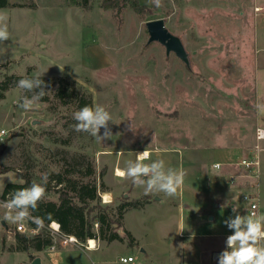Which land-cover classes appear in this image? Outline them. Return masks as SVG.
Masks as SVG:
<instances>
[{
	"label": "rangeland",
	"instance_id": "374dc122",
	"mask_svg": "<svg viewBox=\"0 0 264 264\" xmlns=\"http://www.w3.org/2000/svg\"><path fill=\"white\" fill-rule=\"evenodd\" d=\"M9 1L10 8L0 9L11 34L0 44V82L9 75L38 73L55 82L68 78L113 120L111 139L98 142L74 131L67 107L52 113L41 103L39 110L26 112L17 105L22 90L7 92L0 100V170H7L0 173V195L7 184L23 183L26 172L41 179L47 174L53 187L51 177L61 168L91 161L108 188L100 197L108 194L112 201L104 204L101 197V203L112 207L158 196L187 202L188 192L202 193L212 180L221 179L212 166L226 151L227 160L252 152L264 172V141L256 139L257 128H264V0H162L161 7L140 0L147 8L143 16L129 8L104 9L103 0H92L89 10L72 6L70 0ZM32 3L36 9L29 8ZM160 19L183 42L190 67L174 53L167 56L160 43L148 44L146 23ZM54 136L70 143H54ZM144 150L151 157L145 163L159 158L166 167L185 173L176 196L145 195L142 187L117 176V169L123 170ZM55 191L45 199L57 202ZM135 210L117 228L125 236L129 226L138 238L135 249L126 239L98 242L100 250L88 252V241L63 247L66 238L56 235L54 251L30 254L42 264H124L120 259L125 255L135 259L127 264H188L202 255L195 240L202 226L197 220L189 222L194 218L189 211L181 216L172 210L154 223L142 215L150 211L145 206L142 212ZM213 212L216 223L209 232L221 234L229 216L220 218L219 209ZM3 217L1 212L0 221ZM7 224L14 232L0 229V264H31L29 254L10 253L16 230L15 224Z\"/></svg>",
	"mask_w": 264,
	"mask_h": 264
},
{
	"label": "trees",
	"instance_id": "16d2710c",
	"mask_svg": "<svg viewBox=\"0 0 264 264\" xmlns=\"http://www.w3.org/2000/svg\"><path fill=\"white\" fill-rule=\"evenodd\" d=\"M70 4L89 10L92 0H70ZM28 6L30 9H36L35 3ZM10 7L9 0H0V9ZM102 7L118 12L129 8L139 16H143L147 10L140 0H103ZM22 78H31V76L9 75L5 77L0 82V100L5 99L7 92L17 89V82ZM42 79L48 84V87L41 103H47L52 113H58L61 108L65 107L71 110L69 125L73 126L76 123L73 119L75 111L84 105H93L91 95L79 90L76 81L68 78H61L56 82L52 79ZM24 95L31 96V93H25L22 90V97ZM54 143L69 144L70 141L54 136ZM80 166H64L57 175L51 177L55 181V186L52 187L48 181L45 197L32 213L34 216L44 218V227L41 229V233L33 237L17 234L16 244L11 246L9 251L30 254L32 251L42 252L54 246V236L49 230V225L52 222L60 225L61 236L75 237L82 245L91 239L106 244L124 242L127 239L129 246L133 247L136 244L135 238L129 231L124 229L125 236H122L117 232V228L124 227L122 219L128 211L143 208L148 201L125 200L116 207L103 206L100 193L108 192V188L99 180L101 174L98 176L95 163L91 161ZM5 171L7 170H0V173ZM22 179L24 182L21 184H7L2 192V198L6 199L8 196L7 199H9L16 190L29 187L34 181L43 183L40 177L30 172L23 174ZM53 190H56L55 193L58 194L57 202L45 199ZM28 224L36 228V225L31 221H28ZM95 226L98 227L97 231H95Z\"/></svg>",
	"mask_w": 264,
	"mask_h": 264
},
{
	"label": "clouds",
	"instance_id": "9594fccd",
	"mask_svg": "<svg viewBox=\"0 0 264 264\" xmlns=\"http://www.w3.org/2000/svg\"><path fill=\"white\" fill-rule=\"evenodd\" d=\"M151 3L156 7L162 6V0H151ZM7 19L6 16L0 15V44L10 39ZM43 74L38 73L34 77L22 78L17 82V88L31 93V96L24 95L17 102L18 107L26 112L39 110L41 107V101L47 93V85L41 78ZM73 119L76 121L73 125L76 132L88 133L98 142L112 137L109 122H112L113 117L101 104L84 105L73 113ZM102 128L104 133L100 135ZM150 159L147 150L136 153V159L126 162L125 168L119 173L120 176L131 180L135 186L142 187L145 195L163 193L167 197L176 196L178 188L184 182L185 173L166 167L163 159L145 163ZM42 181L43 183L34 181L29 187L16 190L9 199L0 201V207L5 209L4 220L21 227L24 221H31L36 225L34 232L44 227V218L32 214L45 197L47 174L42 175ZM232 211L235 215L224 221L232 234L226 238V247L218 256V264H264V220L241 215L235 207Z\"/></svg>",
	"mask_w": 264,
	"mask_h": 264
},
{
	"label": "crops",
	"instance_id": "0c3cea01",
	"mask_svg": "<svg viewBox=\"0 0 264 264\" xmlns=\"http://www.w3.org/2000/svg\"><path fill=\"white\" fill-rule=\"evenodd\" d=\"M227 154L229 153L226 151L222 154V160L213 164V172H215V175L219 174L221 176V179L215 181L210 180L211 183L209 184L208 189L206 191L202 193H197V191L191 190L192 192L187 193V202L182 201L181 198H178L176 201H171L169 198L165 199V197L163 196H158L159 198L154 197L153 201L148 198V203L145 205V207L150 211H147L146 214L144 212V214L142 215L144 217L149 216V218L153 219L154 223L159 221L161 218L165 217V215L169 214L172 210H175L176 214L179 213L181 216L182 214H185L187 211H189L191 215L194 216V218L189 219V222H195L197 220L201 224L202 228L200 229V232L195 234V240L196 245L202 251V255L195 257V260L188 264H218L213 262V256L216 253L220 254L225 249L226 238L227 236L232 234V231L226 226L227 230L222 232L221 234L209 232L212 228H214L213 224L216 223V216H214L213 212L214 209H219V213L221 214L220 218H225L226 214L229 217L234 216L235 213H233L232 211L233 207L238 210L239 214L248 216L249 204L243 200V196L245 194H253L259 198L260 219L264 220V172L262 173L259 168V179L238 178L235 180V183L231 184L230 177L232 175H243L248 173L247 169L237 164L238 161H241L242 159H248L253 156H251V152L250 154L242 158H230L229 160H227ZM216 163L223 164L220 170L214 167ZM203 190H205V188ZM194 194L197 195V199L195 200ZM162 200H164L163 205L160 204ZM151 201L153 203H151ZM139 211L142 212L140 209ZM147 223L148 222L145 223L146 227H148L147 229H152L153 226H148ZM6 225L9 226L8 224ZM126 227L128 228L126 230L129 231L134 237L135 235L132 233L131 229L127 224ZM4 228L6 229V227ZM181 235L182 232L180 231L178 233V236ZM134 238L138 240L136 236ZM96 244H98L97 241ZM129 248L135 249L134 247ZM138 249H140V251L144 253L141 247H139ZM99 250L100 249L98 245L96 249L87 248L88 252ZM42 252L38 253L40 254ZM10 253L14 252L10 251ZM128 257L132 256L125 255V257L122 258ZM93 264L95 263L93 262Z\"/></svg>",
	"mask_w": 264,
	"mask_h": 264
},
{
	"label": "built area",
	"instance_id": "2783aa9c",
	"mask_svg": "<svg viewBox=\"0 0 264 264\" xmlns=\"http://www.w3.org/2000/svg\"><path fill=\"white\" fill-rule=\"evenodd\" d=\"M257 10L259 11L260 9H257ZM256 139L259 142L264 141V128H262V127H258L257 128ZM231 164H233V163H231ZM237 164H239V166H242L245 169H247L248 173L247 174H243V175H232L230 177V180H231L230 183L231 184L235 183V180L238 179V178H245V179L256 178V179H259V177H260L259 160H258L257 156H253V157L248 158V159H242L241 161H238ZM222 166H223V164L216 163L214 167L216 169L220 170ZM104 196H101L104 204H109V203L112 202L111 199L109 200V202H106V199H105ZM7 198H8V196H7ZM6 199L2 198V194L0 195V201H5ZM243 200L249 204L248 216L252 217L253 219H260V202H259V198L257 196H255V195H253V194H245L243 196ZM1 212L5 213V209L2 208V207H0V213ZM6 224H7V221L2 219V221H0V229L1 228L5 229L4 227H6V229H5L6 231H9V232L13 233L14 231L10 230V227L7 226ZM34 229H36V228L32 227V226L27 228L24 222H23V227H21L20 225L15 224V230H16L15 231V235L22 234V235H26V236H29V237H33V236H36V235L40 234L41 229L38 230L37 232H34L33 231ZM49 230L51 231V233H52V235L54 237L56 235L58 236V235L61 234L60 225L58 223H56V222H52L49 225ZM63 237L66 238L62 242L63 247H65V246H67L69 244L82 245V244H80L77 241V239L75 237H72V236H63ZM97 243H98V241H97ZM86 248L91 249L90 246L88 245V242H87ZM49 249H50V251H54L56 249L55 244H54V246L50 247ZM218 256H219V253H216L213 256V262L218 263ZM120 262H122L124 264L134 263L135 259L133 257L121 258Z\"/></svg>",
	"mask_w": 264,
	"mask_h": 264
},
{
	"label": "water",
	"instance_id": "95a60500",
	"mask_svg": "<svg viewBox=\"0 0 264 264\" xmlns=\"http://www.w3.org/2000/svg\"><path fill=\"white\" fill-rule=\"evenodd\" d=\"M146 27L149 34L148 44L154 42L160 43L165 47L167 56L174 53L187 65V67H190L189 54L186 51L183 42L179 37L169 32L163 19L149 21L146 23ZM34 125H37V122H34ZM29 259H31V264H42L40 257H35L30 254Z\"/></svg>",
	"mask_w": 264,
	"mask_h": 264
},
{
	"label": "bare ground",
	"instance_id": "6f19581e",
	"mask_svg": "<svg viewBox=\"0 0 264 264\" xmlns=\"http://www.w3.org/2000/svg\"><path fill=\"white\" fill-rule=\"evenodd\" d=\"M121 170H122V169L119 168V169H117V171H116V172H117L116 174H117V176H119V177H121L120 174H119ZM104 197H105V199H106V202H109V198H111L110 195L105 194ZM88 245L90 246L91 249H95V248H96V241L93 240V239H91V240L88 241Z\"/></svg>",
	"mask_w": 264,
	"mask_h": 264
}]
</instances>
